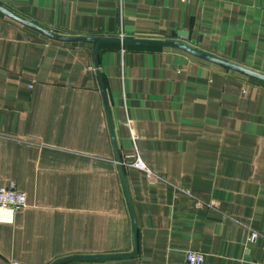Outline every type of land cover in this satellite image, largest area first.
<instances>
[{
    "label": "crops",
    "instance_id": "crops-1",
    "mask_svg": "<svg viewBox=\"0 0 264 264\" xmlns=\"http://www.w3.org/2000/svg\"><path fill=\"white\" fill-rule=\"evenodd\" d=\"M0 6L56 34L178 40L264 74V0ZM91 50L0 13V186L25 195L0 222V264L132 250ZM97 70L136 250L60 264H184L186 250L202 264H264L260 240L247 241L248 229L264 236V83L170 47L100 44ZM131 154L160 179L148 183Z\"/></svg>",
    "mask_w": 264,
    "mask_h": 264
},
{
    "label": "water",
    "instance_id": "water-1",
    "mask_svg": "<svg viewBox=\"0 0 264 264\" xmlns=\"http://www.w3.org/2000/svg\"><path fill=\"white\" fill-rule=\"evenodd\" d=\"M0 13L12 18L13 20L47 36L48 38L55 39V40H62V41H73V42H89L92 44V50H91V55H92V65L94 68V73L97 79L98 87L101 93L102 97V102L104 106V110L106 113V118L108 122V127H109V132H110V138H111V143H112V148L114 152V158L117 163V171L120 177L121 181V186H122V191L125 197L126 205L129 211V216L131 219V234H132V250L129 253H120V254H106V255H72V256H67L63 257L60 259H57L53 261L50 264H60L66 261H72V260H102V259H111V258H121V257H128L132 256L135 253L136 250V242H135V221L133 217V213L131 210L128 194L125 188V184L123 181V174H122V169L120 165V160L119 156L116 150L115 146V141H114V136L111 128V122H110V117H109V111H108V106H107V101L105 97V92L103 88V84L100 78V75L97 70V49L100 44H115L118 46H150V47H170V48H175L178 50H181L187 54H190L194 57H197L201 60L219 65L221 67H224L228 70H232L234 72L243 74L249 78L255 79L257 81L263 82L264 83V74L249 70L247 68H244L240 65L231 63L229 61L223 60L221 58L215 57L213 55L207 54L205 52H202L194 47H191L181 41L178 40H172V39H151V38H137V37H126V36H72V35H61V34H56L53 33L49 30H46L45 28H42L38 26L37 24H34L12 12L9 10L3 8L0 6ZM176 35L180 37H184L186 35V32L184 31H176Z\"/></svg>",
    "mask_w": 264,
    "mask_h": 264
},
{
    "label": "built area",
    "instance_id": "built-area-1",
    "mask_svg": "<svg viewBox=\"0 0 264 264\" xmlns=\"http://www.w3.org/2000/svg\"><path fill=\"white\" fill-rule=\"evenodd\" d=\"M122 37V34L117 35ZM122 48V47H121ZM122 50V49H121ZM131 161L129 165L140 170L148 183L152 184L160 178L154 174L136 154L127 156ZM25 195L24 192L16 190L12 182L6 186H0V222H12L13 214L22 206H24ZM197 202L196 204H198ZM209 206H214V202H209ZM260 240L264 247V236L257 231L248 229L247 241L254 242ZM203 254L196 250H186L184 252V264H202Z\"/></svg>",
    "mask_w": 264,
    "mask_h": 264
},
{
    "label": "trees",
    "instance_id": "trees-1",
    "mask_svg": "<svg viewBox=\"0 0 264 264\" xmlns=\"http://www.w3.org/2000/svg\"><path fill=\"white\" fill-rule=\"evenodd\" d=\"M109 45H111V44H109ZM121 47L125 49V48H128V47H139V46H129L128 45V46H121ZM143 47H146V46H143Z\"/></svg>",
    "mask_w": 264,
    "mask_h": 264
}]
</instances>
